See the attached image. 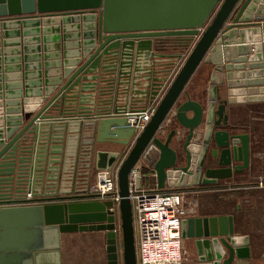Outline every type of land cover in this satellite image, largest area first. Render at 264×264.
<instances>
[{
  "label": "water",
  "instance_id": "1",
  "mask_svg": "<svg viewBox=\"0 0 264 264\" xmlns=\"http://www.w3.org/2000/svg\"><path fill=\"white\" fill-rule=\"evenodd\" d=\"M181 42L192 47L171 78ZM202 63L213 65L207 107L187 91ZM254 102L264 0H0V264H63L62 233L87 231L105 232L107 264H138L132 168L146 158L159 190L232 178L250 165L251 135L228 129V106ZM154 103L134 139L128 107ZM172 110L178 126L160 133ZM117 164L121 238L114 202L90 191ZM182 235L184 264L253 258L232 214L187 217Z\"/></svg>",
  "mask_w": 264,
  "mask_h": 264
},
{
  "label": "crops",
  "instance_id": "2",
  "mask_svg": "<svg viewBox=\"0 0 264 264\" xmlns=\"http://www.w3.org/2000/svg\"><path fill=\"white\" fill-rule=\"evenodd\" d=\"M191 47L189 48L190 50ZM185 57L186 54L184 53V57L181 61H179L177 67L174 69L171 78L175 76L177 69H179ZM201 65L187 85V91L192 99L199 101L204 105V107H207L208 89L213 65L206 64L209 68L208 72L206 71L208 73L207 76H204V72L202 74H198ZM200 87L203 88L201 89ZM183 97V99H186L185 95ZM262 104H264V102L241 103L228 106V129L237 133L249 132L251 135L249 167L244 169L242 172L235 173L230 179L220 181L219 184H210L205 186L200 185L198 186L199 188L195 189L183 188V190L189 194L194 196L196 195L198 199L197 213L195 215L232 214L234 216L236 233L241 236L248 235L250 238L253 255L250 264H254V261L257 259V254L261 257L264 253V148L261 151V147L257 148L260 138H256L257 134L262 131L260 126L262 124L264 125V117L258 115L255 116V113L259 111V107ZM172 119L174 125H171L170 128L166 129L163 134H166L172 127L178 126L175 121V117H172ZM258 121L260 122L257 123ZM248 127L249 130H246ZM250 127L253 128V131L251 132ZM117 146L118 145L109 144L110 148ZM124 149H127V147H123V150ZM142 163L146 164L147 167H151L146 158H143ZM143 171L146 172L145 170ZM148 171H150L148 174L151 179L146 182L143 187L146 189L156 188V177L152 167ZM93 179L94 176L91 179L90 186L93 183ZM170 189L173 188L168 185L165 188V190ZM85 234L97 235L106 247V236L105 232L102 231L62 233L63 264H67L66 255L69 252V248H72L75 244L74 240ZM186 242L187 239L183 238V250L186 257L185 262H189L191 261V256H189L191 250L184 247Z\"/></svg>",
  "mask_w": 264,
  "mask_h": 264
},
{
  "label": "built area",
  "instance_id": "3",
  "mask_svg": "<svg viewBox=\"0 0 264 264\" xmlns=\"http://www.w3.org/2000/svg\"><path fill=\"white\" fill-rule=\"evenodd\" d=\"M156 107L157 103L140 110H131L128 107L125 114L135 128L134 139L144 130ZM175 114L176 111L172 110L166 121H170ZM162 127L160 132L165 133L166 129ZM142 160L143 158L129 174L138 262L139 264H184L182 221L196 214L198 203L195 199L189 200V193L183 189L159 190L157 187L146 189L143 186L140 189L137 188V179L144 174L145 164ZM118 171L119 164L110 170L97 171L90 191L103 199H111L114 202L112 210H116L115 230L121 238ZM31 196L28 192L27 198Z\"/></svg>",
  "mask_w": 264,
  "mask_h": 264
},
{
  "label": "rangeland",
  "instance_id": "4",
  "mask_svg": "<svg viewBox=\"0 0 264 264\" xmlns=\"http://www.w3.org/2000/svg\"><path fill=\"white\" fill-rule=\"evenodd\" d=\"M189 50L184 51L186 56L188 55L187 53L190 52ZM185 58H184V60H185ZM184 60H183V62H184ZM208 70H209L208 66H206V64H202L200 69H199L198 74H200V73L202 74L204 72L205 75L204 74L203 75L207 76ZM203 87H200V88L202 89ZM240 112H241V110H240ZM241 114H242V112H241ZM257 115L264 117V104L260 105L259 111L257 113H255V116H257ZM172 121H173V119H171L168 122L166 121L165 124L163 125L162 129H164V128L168 129L171 127V125L173 126L174 123ZM259 122L260 121H258L257 123H259ZM260 127L262 128V131H261V133L257 134L256 138H260V142H259L257 148L261 147V149H260V151H261L264 148V125L262 124ZM246 130H249V127ZM251 131H253V128L250 127V132ZM188 199L189 200L195 199L198 203V199H197L196 195L194 196L192 194H189ZM134 221H135V219H134ZM74 243L75 244L72 246V248L71 247L69 248V252L66 255L67 264H107L106 247L104 246L101 239L97 235L85 234V235L79 236L78 238H76L74 240ZM136 243H137V240H136ZM191 245H192V243L187 241L186 245L184 247L188 250H191V248H192ZM120 247H122V246H120ZM256 257H257V259L255 258L256 261H254V264H264V260H262V258L260 256H258V254L256 255ZM187 260H188V258H187ZM185 261H186V257H185ZM122 264H124V263L122 262ZM138 264H139V262H138Z\"/></svg>",
  "mask_w": 264,
  "mask_h": 264
},
{
  "label": "trees",
  "instance_id": "5",
  "mask_svg": "<svg viewBox=\"0 0 264 264\" xmlns=\"http://www.w3.org/2000/svg\"><path fill=\"white\" fill-rule=\"evenodd\" d=\"M181 44V45H180ZM178 47L176 48L177 51L179 52H183V51H186L188 48L183 44V42H181ZM145 171H147L148 169L145 168L144 169Z\"/></svg>",
  "mask_w": 264,
  "mask_h": 264
}]
</instances>
